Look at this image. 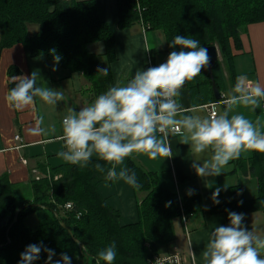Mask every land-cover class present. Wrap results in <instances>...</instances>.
I'll use <instances>...</instances> for the list:
<instances>
[{"label": "trees", "instance_id": "obj_1", "mask_svg": "<svg viewBox=\"0 0 264 264\" xmlns=\"http://www.w3.org/2000/svg\"><path fill=\"white\" fill-rule=\"evenodd\" d=\"M53 8L54 11H50ZM117 9L122 29L143 22L146 29L162 30L169 49L176 35L191 36L202 47L216 44L230 62L233 49L241 46V33L248 25L264 21V0H117ZM30 25H39V29L32 30ZM96 42L104 43L102 53L87 50L89 44ZM17 44H21L30 56H50L54 48L61 56V66L70 75L81 73L84 76L91 100L115 85L111 65L117 59L116 35L102 19L96 0H0V53ZM104 56L105 67L100 62V57ZM98 67L108 68L109 74L101 76L97 73ZM204 71L203 80L196 77L190 81V86L194 92L202 91L204 102H217L209 71L207 68ZM213 72L222 92L220 61ZM21 74L15 64L8 68L9 77ZM13 86L9 83L10 88ZM97 162L105 168V174L112 167L96 159L85 168L64 165L54 169L50 176L34 179V195L25 199H18L8 174L0 177V264H18L26 246L41 243L53 249L54 256L67 253L72 258L71 264H86L87 261L95 264V254L113 242L117 252L113 264H157V257L175 238L172 220L181 218L179 195L165 189L157 173L130 157L129 171L136 174L141 185L136 190L145 195L139 204V221L121 225L119 212L98 192V184L109 180L96 170ZM250 172L259 181L257 198L245 200L236 185L232 187L230 202L208 210L212 214H225L227 220L228 211L243 214L263 211L264 161L253 162ZM67 203H72L73 207L67 209ZM182 203L188 214L207 209L199 194L187 195ZM22 206L14 222L16 211ZM33 213L39 216L36 228L24 222L25 217ZM77 213L82 214L77 217ZM46 260L47 254L42 252L35 264Z\"/></svg>", "mask_w": 264, "mask_h": 264}, {"label": "clouds", "instance_id": "obj_2", "mask_svg": "<svg viewBox=\"0 0 264 264\" xmlns=\"http://www.w3.org/2000/svg\"><path fill=\"white\" fill-rule=\"evenodd\" d=\"M33 29L38 30L39 25ZM169 47L173 50L165 62L136 71L126 84L108 88L78 111L69 109L61 122L63 150L58 151V157L81 168L87 167L93 159L104 161L112 165L106 174L99 162L95 164L96 170L105 174L106 180L115 181L116 165L134 153L153 160L171 158L170 136L180 137L181 144L190 145L192 154L197 157L191 167L201 178L220 176L229 162L239 159L242 153H264V123L237 112L238 108L252 112L259 108L264 101V86L249 81L242 74L222 101V111L212 112L210 116L191 114L198 109L182 106L178 100L181 89L210 67L211 57L208 48L191 36L176 35ZM51 54L54 64L58 65L61 56L54 48ZM97 73L107 76L109 70L98 67ZM38 78L39 70H33L30 75H12L9 83L14 86L5 96L8 106L23 111L33 108L37 98L52 106L64 100L62 90L38 86ZM42 125L43 117L38 116L35 126L29 129L30 134H47L49 130ZM209 152L207 158L201 159ZM118 175L133 188L141 187L134 172L123 169ZM219 192L217 189L212 195L217 204ZM187 194L191 196L194 190H188ZM81 214L77 213V217ZM228 221L227 225L216 226L210 232L201 253L203 264H264V237L245 225L243 213L228 211ZM42 252L47 254L45 264H71L72 258L67 253L53 262L54 250L42 243L26 246L18 264H35ZM116 255L113 242L95 254V264H113Z\"/></svg>", "mask_w": 264, "mask_h": 264}, {"label": "crops", "instance_id": "obj_3", "mask_svg": "<svg viewBox=\"0 0 264 264\" xmlns=\"http://www.w3.org/2000/svg\"><path fill=\"white\" fill-rule=\"evenodd\" d=\"M96 2L102 19L113 28L116 35L117 59L111 65L115 85L126 84L134 77L136 71L158 66L166 61L173 49L168 48L166 34L162 30L146 29L142 23L122 29L118 24L117 0H96ZM219 61L223 71L224 89L222 100L217 101L218 112L223 110L222 101L231 92L238 76L246 75L249 81L264 86V21L248 25L241 33V46L233 49L231 62L221 53ZM12 64L17 65L23 75H30L33 70H39L40 78L37 80V85L60 89L64 92V97L67 94L63 89L64 83L72 74L69 75L70 72L63 68L60 62L55 65L53 55L30 56L21 44L5 48L0 53V177L8 174L10 182L18 192V199H25L34 195L32 188L34 179L50 176L54 169L68 164L57 155L58 151L63 150L61 122L67 115V106L63 101L55 106L47 105L37 98L33 108L23 111L10 108L5 96L10 89L8 68ZM54 67L55 71H53ZM79 74L81 82L86 81L84 76ZM205 76L203 70L197 78L203 80ZM190 83L187 82L181 89L179 102L185 108L198 109L191 114L209 116L208 105L211 103L204 102L202 91L194 92ZM92 101L85 102L79 97L78 110ZM237 112L253 121L259 118L261 123H264V101L254 112L244 108H238ZM38 116L43 117L42 127L49 131L45 135L34 136L30 134L29 129L35 126ZM53 128L55 131H51ZM17 134L21 135L23 140L21 148H17L18 142L15 140ZM169 139L173 154L171 158L153 160L141 153H134L132 157L145 169L157 173L164 188L176 192L180 200L188 195L190 189L194 190V194L201 196L203 206L207 209L190 216L187 229L180 217L172 220L175 238L161 256L180 254L186 259V264H191L194 252L195 264H203L201 253L210 232L216 226L229 223L225 214H212L208 208L230 202L232 187L236 185L239 186L245 200L257 198L260 192L259 181L250 172V168L253 162L264 161V153L254 151L242 153L239 159L229 162L220 176L201 178L191 167L192 160L197 157L192 154L190 145L181 144L180 137L177 136H170ZM209 155L210 152L205 153L201 159ZM24 159L27 163L23 162ZM123 169L129 170V158L116 165L115 181H102L98 184V192L112 209L119 212L120 224L129 225L139 221V204L145 193L138 192L119 178L118 174ZM217 189L220 190L217 197L218 204L212 199ZM254 213L259 212L244 214L245 219L248 220V214ZM24 222L28 227L36 228L39 225V216L37 213L30 214L25 217ZM261 228L264 229L263 223ZM60 256H54L53 262Z\"/></svg>", "mask_w": 264, "mask_h": 264}, {"label": "rangeland", "instance_id": "obj_4", "mask_svg": "<svg viewBox=\"0 0 264 264\" xmlns=\"http://www.w3.org/2000/svg\"><path fill=\"white\" fill-rule=\"evenodd\" d=\"M104 49H105V46L103 42H96V43L89 44L87 46V50L89 52H95L97 54L102 53ZM100 62L103 67L107 65L105 56L100 57ZM64 87L65 88L63 89L64 91H67V94L65 95L63 102L67 106V114H68L69 109H76L78 111L77 105L79 102V97L82 98L83 101L85 102H88V100H91L90 91L88 90V88L86 89V87H89V84L87 81L81 82L79 73H76V74L73 73L72 76L64 83ZM25 198H28V197H25ZM257 212L259 213H254L256 214V216L254 214H248L247 216L248 220H246L247 219L246 218L244 223L249 229L254 230L258 235L264 237V229L262 230L261 228L262 223L264 227V214H262V211H257ZM258 215H261V216H258ZM257 217L261 218V220L258 219ZM180 225H179V228H181Z\"/></svg>", "mask_w": 264, "mask_h": 264}, {"label": "built area", "instance_id": "obj_5", "mask_svg": "<svg viewBox=\"0 0 264 264\" xmlns=\"http://www.w3.org/2000/svg\"><path fill=\"white\" fill-rule=\"evenodd\" d=\"M136 1L138 2L139 0H136ZM141 23L143 24V22ZM144 28H146L145 25H144ZM218 104H219L218 102H214L208 105L209 116L211 115L212 112H218ZM15 140L18 142L17 148H21L22 142H23L21 135L19 134L15 135ZM23 162L27 163L25 159L23 160ZM180 206H181V219L184 222V227L187 229L189 217L192 216L193 214L192 213L188 214L185 212V210L183 209L182 200H180ZM72 207H73L72 203L66 204L67 209H70ZM157 264H186V259L183 258L180 254L159 256L157 257ZM191 264H193V262Z\"/></svg>", "mask_w": 264, "mask_h": 264}, {"label": "water", "instance_id": "obj_6", "mask_svg": "<svg viewBox=\"0 0 264 264\" xmlns=\"http://www.w3.org/2000/svg\"><path fill=\"white\" fill-rule=\"evenodd\" d=\"M33 26H36V25H30V28L32 30H35V29H33ZM205 47L208 48L209 55L211 57V64H210V67H208L207 69L209 71L210 77H211L212 82H213V90H214L215 99L219 101V100H222L223 94L220 91V89H219V87H218V85H217V83L215 81V77H214V72L213 71H214V67L216 66V64L220 60V50H219V48H218V46L216 44H210V45L205 46ZM29 205H32V206H40L42 208H46L45 206L38 205V204H29ZM23 208L24 207L22 206V207H19L17 209L16 214H15L14 222H17L19 213L22 211ZM55 214L58 215L57 212H55ZM62 225H63V227L67 228V226H66L65 223H63ZM8 230H10V228ZM69 232L72 233L71 230H69ZM77 242L80 244V242L78 240H77ZM86 264H88V261L86 262Z\"/></svg>", "mask_w": 264, "mask_h": 264}]
</instances>
